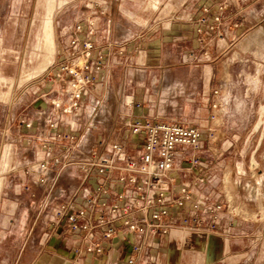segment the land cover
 I'll return each mask as SVG.
<instances>
[{
	"label": "rangeland",
	"instance_id": "obj_1",
	"mask_svg": "<svg viewBox=\"0 0 264 264\" xmlns=\"http://www.w3.org/2000/svg\"><path fill=\"white\" fill-rule=\"evenodd\" d=\"M48 3L0 0V264L60 261L56 213L82 173L72 166L57 178L60 149L48 155L41 130L29 142L26 124L40 116L41 79L77 21H95L93 57L103 56L77 122L83 147L98 135L121 140L129 116L212 129L203 156L212 182L198 194L222 210L214 219L205 209V224L192 227L221 233L223 248L190 238L184 264H264V0H54L52 54L41 45ZM220 4L222 23L210 29Z\"/></svg>",
	"mask_w": 264,
	"mask_h": 264
},
{
	"label": "built area",
	"instance_id": "obj_2",
	"mask_svg": "<svg viewBox=\"0 0 264 264\" xmlns=\"http://www.w3.org/2000/svg\"><path fill=\"white\" fill-rule=\"evenodd\" d=\"M218 8L207 25L210 29L222 23L227 4H220ZM209 9L208 4L203 5L204 17L197 28L201 42L205 41L202 26L207 22ZM94 33L95 21H77L71 27L68 44L59 51L57 64L48 67L41 79L44 105L37 106L40 116L26 124V131L30 133L28 140L31 142L44 127L47 134L42 145L46 153L54 155L60 149L53 161L56 166L60 164L56 177L72 166L82 173L83 180L77 191L59 205L56 213L57 229L77 235L80 240L73 248L76 258L71 264H78L83 257L86 259L88 253L103 254V242L115 239L128 247L125 264H138L141 260L155 264L151 249L156 238L178 228L202 229L192 226L205 224L202 211L210 198L193 199V191L187 185L177 184L174 190L171 185L177 183L175 173L180 169V161L198 170L196 185L211 182L204 171L207 168L203 160L204 143L215 136L207 127L129 116L125 120L124 140L109 141L100 135L85 149L75 118L82 111L103 58L102 53L93 57ZM68 116L74 120L67 122V130L60 128ZM130 136L135 140H129ZM130 143L139 146L135 154L129 151ZM51 159L43 161L39 168L50 171ZM92 179L95 184L90 182ZM46 180L45 176L38 178L41 183ZM77 199L81 200L80 205ZM209 208L217 219L222 205Z\"/></svg>",
	"mask_w": 264,
	"mask_h": 264
},
{
	"label": "crops",
	"instance_id": "obj_3",
	"mask_svg": "<svg viewBox=\"0 0 264 264\" xmlns=\"http://www.w3.org/2000/svg\"><path fill=\"white\" fill-rule=\"evenodd\" d=\"M54 0H49L48 3V15L42 27V39L41 45L45 47L49 54H52L55 48V34L53 27V7ZM169 34H180L178 31H166ZM164 31V33H166ZM161 40L166 41V37H160ZM65 45L68 44V38L65 41ZM158 41L155 40L154 43ZM156 48H160L159 45L155 46ZM49 60V58H46ZM50 61V60H49ZM89 96V95H88ZM42 105L41 101L37 102L35 106ZM82 113V111H81ZM81 113L75 118L76 126L78 127V119ZM127 119V118H126ZM69 120H74V118L66 117L64 122L60 124V128L65 130L68 129L67 122ZM41 134L46 136L47 130L42 127ZM43 132V133H42ZM100 136V135H98ZM96 136V137H98ZM126 136V131L122 136L121 140H124ZM95 137V138H96ZM129 140L134 141L135 137L130 136ZM120 141V140H118ZM139 146L133 143L129 145V151L135 154L138 151ZM208 176H212L209 174V170H207ZM177 177V183L175 185H171V188L176 189V185H187L193 191V199H203L204 195H199V188L204 186L205 184L196 185L195 179L199 175L198 170L190 167L187 162L180 161V169L175 173ZM80 183L83 180V176L80 177ZM212 182V180H211ZM208 184V183H207ZM199 195V196H198ZM73 196V195H72ZM67 197L64 201L72 198ZM60 229V228H59ZM59 229H57L59 231ZM188 231H171L167 235L156 238L153 248L151 249V256L154 260L155 264H184L185 252L189 251L188 243L195 239V242L199 245L203 246V249L206 250V247L210 249H215L217 251H222L223 248V235L215 230L211 229H196ZM122 235V234H121ZM192 238V239H190ZM104 250L103 254H97L95 252L88 253L87 258L84 257L79 259L78 264H125L126 252L128 247L125 245L123 241L118 242V240H114V242H103ZM80 244V240L77 235H73L70 233H64L62 231L55 233V237L51 239L52 250L54 251V257L60 259L59 264H71L74 262L76 258L73 248ZM188 249V250H187ZM201 249V248H199ZM138 264H147L145 261H140Z\"/></svg>",
	"mask_w": 264,
	"mask_h": 264
},
{
	"label": "bare ground",
	"instance_id": "obj_4",
	"mask_svg": "<svg viewBox=\"0 0 264 264\" xmlns=\"http://www.w3.org/2000/svg\"><path fill=\"white\" fill-rule=\"evenodd\" d=\"M53 63V62H52Z\"/></svg>",
	"mask_w": 264,
	"mask_h": 264
}]
</instances>
